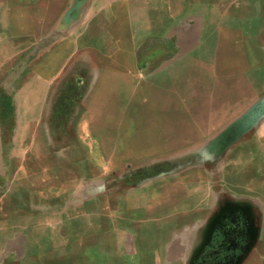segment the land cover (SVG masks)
Returning <instances> with one entry per match:
<instances>
[{"label":"crops","instance_id":"obj_1","mask_svg":"<svg viewBox=\"0 0 264 264\" xmlns=\"http://www.w3.org/2000/svg\"><path fill=\"white\" fill-rule=\"evenodd\" d=\"M157 18L158 29L182 31L197 57L215 40L226 61L238 54L241 62L248 42L264 77V0H0V264H264V114L201 181L197 171L186 175L184 196L174 197L172 186L167 203L129 198L123 213L137 227L121 233L122 243L97 176L51 166L49 150L21 144L28 137H18L13 70L20 59L46 62L48 72L51 46L63 49L58 61L78 60L83 47L99 51L117 36L156 32ZM35 154L46 164L35 165Z\"/></svg>","mask_w":264,"mask_h":264},{"label":"rangeland","instance_id":"obj_2","mask_svg":"<svg viewBox=\"0 0 264 264\" xmlns=\"http://www.w3.org/2000/svg\"><path fill=\"white\" fill-rule=\"evenodd\" d=\"M156 20V32L122 34L99 51L83 47L78 60L58 61L63 49L51 46L48 72V63L23 59L13 69L18 137H28L21 144L35 153L49 150L51 166L65 163L81 167L83 178L97 176L121 243V233L137 227L123 213L129 198L167 203L172 186L174 197L184 196L186 175L197 171L201 181L233 137L264 114V77L251 44L244 41L241 62L238 54L226 61L215 40L197 57L187 52L182 31L158 29ZM50 40H57L53 33ZM66 50L69 56L72 46ZM37 155L33 163L46 164Z\"/></svg>","mask_w":264,"mask_h":264}]
</instances>
